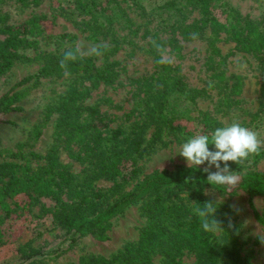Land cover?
Instances as JSON below:
<instances>
[{
  "label": "rangeland",
  "instance_id": "obj_1",
  "mask_svg": "<svg viewBox=\"0 0 264 264\" xmlns=\"http://www.w3.org/2000/svg\"><path fill=\"white\" fill-rule=\"evenodd\" d=\"M37 16L45 17V31L52 37L38 36L37 47L21 50L25 58L0 76V97L45 64L50 68L12 90L21 110L0 114V163L22 165L28 160L37 170L48 164L52 152L75 177L62 195L66 202L79 201L81 191L103 208L155 170L189 167L178 153L187 141L181 133L169 125L145 123L137 112L128 117L153 94L163 102L171 92L170 105L192 117L175 124L200 128L206 115L214 131L222 122L238 119L264 140V0H0V26ZM232 24L243 41L234 37ZM157 45L171 63L159 62ZM77 48L79 56L94 57L98 72L78 69L74 61L67 69L60 67L65 51ZM177 78L182 93L172 91ZM73 94L78 99L69 113H61L58 107ZM116 129L123 130L118 143L112 139ZM132 139H141L135 151L138 174L117 189L113 179L101 175L99 155L107 151L106 144L115 150ZM206 167L207 162L198 166ZM229 167L238 175L264 172V147L240 165L229 162ZM211 171H216L214 165ZM202 195L220 201L224 229L214 236L222 245L238 251L240 264H264V243L258 238L264 227L255 216V210L264 214V195L251 197L242 189L220 193L210 187ZM26 200L20 196V206L8 200L12 218L5 217L0 205V224L11 232L0 244V264H79L88 256L110 257L137 242L147 224L145 199H140L121 209L102 234L81 236L44 210L55 209V198L39 197L25 207ZM31 251L39 253L26 259ZM182 260L191 264L196 255L185 251ZM154 264H163L161 255Z\"/></svg>",
  "mask_w": 264,
  "mask_h": 264
},
{
  "label": "trees",
  "instance_id": "obj_2",
  "mask_svg": "<svg viewBox=\"0 0 264 264\" xmlns=\"http://www.w3.org/2000/svg\"><path fill=\"white\" fill-rule=\"evenodd\" d=\"M231 14L230 11L229 15ZM44 22V16H37L20 25L0 26V76L9 71L16 61L25 58L21 53L22 49L38 46L39 40L36 37L41 35L52 37L46 33ZM235 28L236 25L232 24L234 37L239 42L243 41L238 32H234ZM255 43L258 44L259 41ZM72 64L78 69L98 72L92 56H78ZM49 68V64H45L37 73L24 77L10 91L3 94L0 97V114L21 110V107L16 105V95L11 94L12 90L44 76ZM160 76L161 73L158 78ZM103 77L108 82L112 81L110 77ZM182 86L183 83L177 78L172 83V91L182 93L184 92ZM169 94L164 96L163 102H160L159 98L156 100V94L151 95L146 104L137 103L128 117H132L137 112L143 116L145 123L169 125L181 133L186 140L197 133L210 135L213 132L210 130V122L206 119V115L201 121L204 126L200 128L190 129L187 125L175 124L177 120L182 118L189 120L192 117L175 110L176 106L170 105ZM79 95L82 96L83 93ZM79 95L73 94L65 98L58 110L63 114L69 113ZM122 133V129L114 130L112 139L118 143ZM101 134L99 133L98 136H102ZM98 136L94 135V140H97ZM101 142L98 140V146L102 145ZM140 145L141 139H132L127 147L115 150L108 148L106 144L107 151L99 155L98 169L101 170V175L115 181V188L122 189L138 174L135 151L139 150ZM70 156L81 161L85 160L74 152H70ZM28 162L27 160L22 165L0 163V205L6 218H12L14 214L9 199L20 206V196L24 195L27 197L24 204L26 207L39 197H53L57 201L55 209L44 210L52 213L54 221L77 235H99L106 230L110 220L121 209L145 199L142 212L147 218V224L141 228L137 242L129 243L110 257L88 256L79 264H154V258L158 254L162 256L163 264H186L182 260L185 251L196 255V260L191 264H240V257L235 248L222 245L218 237L202 228L201 219L195 214V208H203V204L209 202L202 195L204 187L213 188L220 193H232L242 189L248 191L251 197L257 194L264 195V172L241 174L239 183L229 189L226 186L209 184L208 173L202 168L178 166L173 171L155 170L130 191L120 195L117 200L100 208L92 201L90 194L81 191L78 192L79 201L68 203L62 199L66 189L71 188L75 177L67 165L57 161L52 152L48 156V164L37 170L32 169ZM17 168H21L23 172L17 171ZM96 175L98 176V173ZM216 207H218L216 219L221 222L223 214L220 206L216 205ZM255 216L264 227V214L255 210ZM2 224H0V244L5 242L6 235L11 234ZM38 253L39 251H31L26 259Z\"/></svg>",
  "mask_w": 264,
  "mask_h": 264
},
{
  "label": "clouds",
  "instance_id": "obj_3",
  "mask_svg": "<svg viewBox=\"0 0 264 264\" xmlns=\"http://www.w3.org/2000/svg\"><path fill=\"white\" fill-rule=\"evenodd\" d=\"M156 47L157 51L161 53L159 62L162 64L171 63V60L166 58L165 50L160 45ZM78 56V48L65 51L63 59L60 61V67L67 69L68 62L75 61ZM222 124L223 126L217 127L210 135L197 133L181 145L178 153L186 159L188 166L192 168L207 162L208 167L203 169L208 173L207 182L213 186H226L231 189L239 183L240 176L238 172L230 170L229 162L240 165L250 155L258 153L264 147V140L259 137L257 132L242 126L238 119H233L231 122L224 121ZM209 145H214L215 150H210ZM221 162H223V167ZM213 165L216 171H211ZM219 203L220 201L215 203L209 201L203 204V208H195V214L201 219L202 228L206 232L218 234L224 229L222 223L216 219L218 209L216 205ZM228 227H234L230 218ZM258 238L264 243V235H258Z\"/></svg>",
  "mask_w": 264,
  "mask_h": 264
}]
</instances>
